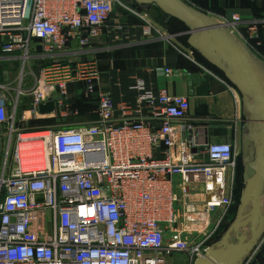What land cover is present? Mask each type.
Segmentation results:
<instances>
[{"label": "built area", "instance_id": "built-area-1", "mask_svg": "<svg viewBox=\"0 0 264 264\" xmlns=\"http://www.w3.org/2000/svg\"><path fill=\"white\" fill-rule=\"evenodd\" d=\"M130 4L0 0V52L18 53L25 63L35 41L42 56L56 57L73 44L87 49L115 6L137 14ZM138 16L146 38H172ZM217 22L264 66L257 22L246 24L238 14ZM98 80L92 62L57 58L45 67L29 93L30 114L53 102L64 117L78 115L67 86L81 84L96 120L44 129L21 126L18 102L0 83V264H166L176 254L194 264L221 238L235 200L237 137L199 147L188 99L166 89L146 91L142 81L134 90L152 121L125 118L123 110L118 123ZM263 242L264 235L243 264L253 263Z\"/></svg>", "mask_w": 264, "mask_h": 264}, {"label": "crops", "instance_id": "crops-1", "mask_svg": "<svg viewBox=\"0 0 264 264\" xmlns=\"http://www.w3.org/2000/svg\"><path fill=\"white\" fill-rule=\"evenodd\" d=\"M199 1L203 2L207 8L203 11L208 15L213 13L210 16L218 20L221 17L238 14L246 24L257 22L262 31L260 33L264 35V0L254 6H245L247 4L244 0ZM132 8L138 15L145 16L150 21L157 15L152 8ZM137 14L115 6L100 36L87 49H80L73 44L69 50L56 57L42 56L41 52L37 53L33 49L25 63L18 57V53L5 55L0 52V83L7 88L11 102L16 100L18 102L16 113L18 121H22L21 126L28 128L30 121L37 120H54L58 124L73 125L89 124L96 120V116L92 113L93 108L79 103L83 101L81 84L67 86L72 108L74 106L78 115L64 117V109L57 105L50 114H39L40 116L30 114L31 97L29 93L34 87L35 78L22 79L18 88L6 83V76L14 65H20L21 71L24 72L33 62L45 68L57 58L70 63L83 59V61L92 62L97 67L98 89L111 95L118 123L123 110H125V118L152 121L149 110L143 103L137 102L134 87L142 81L146 91L156 93L160 89H166L172 95L188 99V118L194 126L193 137L199 147L209 143H232L237 137L241 151L245 122L240 95L236 91L232 93L222 82L224 79L208 69L193 50L175 41L174 38L178 35L161 30L172 38H146L143 34L144 23ZM163 22L166 23V16ZM258 40L260 41V37ZM259 51L264 56V44L259 47ZM165 68L173 70V74L166 77L158 72L159 69ZM57 96H59L58 93L54 98L56 99ZM8 104V110L12 109L10 103ZM4 129V125L0 126V143L4 139L2 135ZM243 164L244 162L241 161V165ZM262 204L264 209V197ZM182 258L181 264H186V258ZM262 261L256 260L254 264H264ZM166 264L174 263L166 259Z\"/></svg>", "mask_w": 264, "mask_h": 264}, {"label": "water", "instance_id": "water-1", "mask_svg": "<svg viewBox=\"0 0 264 264\" xmlns=\"http://www.w3.org/2000/svg\"><path fill=\"white\" fill-rule=\"evenodd\" d=\"M152 6L189 30L187 46L218 69L241 98L245 127L241 149L243 188L236 217L223 236L194 264H243L264 235V66L215 19L183 0H123ZM54 111V103L38 107L40 115Z\"/></svg>", "mask_w": 264, "mask_h": 264}, {"label": "rangeland", "instance_id": "rangeland-1", "mask_svg": "<svg viewBox=\"0 0 264 264\" xmlns=\"http://www.w3.org/2000/svg\"><path fill=\"white\" fill-rule=\"evenodd\" d=\"M183 1L186 2L188 5L196 8V9H202V10L207 9L205 7V4L203 2L201 3L199 0H183ZM209 13H211V12H209ZM210 15H213V13H211ZM211 17L213 19H215L216 21H218L217 18H214L213 16H211ZM156 19L157 18H152L151 22L153 24H155L157 27H159L162 31H165L166 33H169L172 35H177V33H179V31H180L178 28L179 25H176L175 27L170 26L167 29L162 18L157 19V20ZM174 33H176V34H174ZM174 40L181 42V40L177 36L174 38ZM182 40H183L182 42H184V40L186 41V37H182ZM82 61H83V59H79V60H77V63L78 62L81 63ZM29 66L30 67L28 68V70H25L24 72H22L20 65H14L13 69H11L10 73L6 76V83L11 84L15 88H18L19 83L21 82L22 79L23 80H29V79L32 80L33 78H35V80H37L40 77L41 72L44 68L41 67L40 64L37 62H33ZM73 67H75V66H73ZM2 83H4V81H2ZM31 127L35 128V127H46V126L39 125V126H31ZM31 127L28 126V128H31ZM239 162H240L239 163L240 169L238 172V177H239V181H240V177H242V174H243V172H242L243 167L241 165L240 158H239ZM239 199H240V194L238 193L237 197H235V200H234L233 210L231 212V216L229 217L228 224L226 226V230L231 225V223L234 221V219L236 217V213H237L238 206H239ZM46 221L47 220L45 218H42V222L40 225V229H41L40 235L46 234V228H47ZM38 225H39V223L36 224L37 228H38ZM44 231H45V233H44ZM225 231L223 232V234L225 233ZM223 234L221 235V237L223 236ZM182 257H185V256L182 254H176V255H172V256L167 257V260H170L174 264H181V260L183 259ZM253 262H254V260H253ZM185 263H186V261H185Z\"/></svg>", "mask_w": 264, "mask_h": 264}, {"label": "trees", "instance_id": "trees-1", "mask_svg": "<svg viewBox=\"0 0 264 264\" xmlns=\"http://www.w3.org/2000/svg\"><path fill=\"white\" fill-rule=\"evenodd\" d=\"M244 2L247 4V5H245V6H254V5H256V4H260V3H262L263 2V0H255V1H250V0H244ZM132 7H134V8H142V9H145V7L147 8H152V9H154L156 12H157V15H156V17H154V18H157V19H160V18H162V20H163V18L165 17V15L160 11V10H158L157 8H155V7H152V6H139V5H137L136 3H134V2H132L131 4H130ZM198 10H202V9H198ZM202 12H204L203 10H202ZM156 19V20H157ZM176 25H179L178 26V28H179V33H177V37L181 40V42L180 43H182L184 46H186V47H188L187 46V43H186V41L184 40V42H182L183 40H182V37H186L185 35H182V34H184L185 32H187L189 29L184 25V24H182L181 22H179V21H177V20H175V19H171L169 22H166L165 23V26H166V28L168 29L170 26H173V27H175ZM182 27V28H181ZM258 29H259V26H258ZM260 32H262L260 29H259V33ZM174 34H176V33H174ZM260 36V41H261V43H262V45L264 44V35L262 34V33H260L259 34ZM186 39H187V37H186ZM34 48H35V50L37 51V53H39L40 52V49L38 48V46H37V42L35 41L34 42ZM262 51H263V49H261ZM195 53H196V55H197V57H199V59L204 63V65L208 68V69H210V70H212L214 73H216L218 76H220L221 78H223L225 81H227L225 78H224V76H223V74L218 70V69H216V68H214L213 66H211L210 64H208L196 51H194ZM81 105H83V106H86L85 104H84V101H82V102H79ZM78 104V103H77ZM73 109H74V106H73ZM57 122H55L54 120H37V121H30L29 122V127L30 126H39V125H43V126H46V127H35V129H44V128H51V127H54V126H56V125H59L58 123L56 124ZM239 164H238V167H237V171H236V173H237V176H236V180H237V187H236V192H235V197H237V195H238V193L240 194L241 193V190H242V188H243V179H242V177H240V181H239V177H238V172H239ZM226 230V227H223V229H222V231H221V235L223 234V232ZM262 261V262H264V243L262 244V246L260 247V250H259V252H258V254L256 255V257H255V260H254V262L255 261ZM254 262L252 263V264H254Z\"/></svg>", "mask_w": 264, "mask_h": 264}, {"label": "flooded vegetation", "instance_id": "flooded-vegetation-1", "mask_svg": "<svg viewBox=\"0 0 264 264\" xmlns=\"http://www.w3.org/2000/svg\"><path fill=\"white\" fill-rule=\"evenodd\" d=\"M240 159H241V161H243L244 162V164L246 163L245 162V160H244V158H243V154H242V149H241V151H240ZM244 164L242 165V167L244 166ZM242 171H243V168H242ZM243 175H244V172H243V174H242V179H243Z\"/></svg>", "mask_w": 264, "mask_h": 264}]
</instances>
